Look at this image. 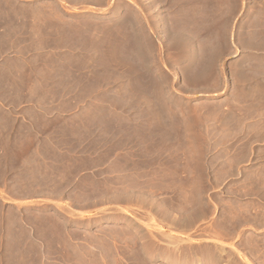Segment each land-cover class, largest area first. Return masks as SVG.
I'll list each match as a JSON object with an SVG mask.
<instances>
[{
    "label": "rangeland",
    "instance_id": "1",
    "mask_svg": "<svg viewBox=\"0 0 264 264\" xmlns=\"http://www.w3.org/2000/svg\"><path fill=\"white\" fill-rule=\"evenodd\" d=\"M199 3L0 1L50 21L17 43L14 86L50 111L0 129V264H264V235L219 237L216 50L170 24Z\"/></svg>",
    "mask_w": 264,
    "mask_h": 264
},
{
    "label": "crops",
    "instance_id": "2",
    "mask_svg": "<svg viewBox=\"0 0 264 264\" xmlns=\"http://www.w3.org/2000/svg\"><path fill=\"white\" fill-rule=\"evenodd\" d=\"M199 1L192 14L182 9L175 16L170 12V24L175 17L185 42L180 47L216 50L211 57L202 58L206 68H201L200 78L214 80L222 93L217 104L208 107L218 118L216 143L226 146L222 158L226 161L217 176L223 173L217 188L216 223L224 227L219 237L237 246L242 235H264V0ZM48 17L49 10L43 8H0L1 130L20 125L32 128L34 114L50 111L49 104L38 102L48 93L14 86L19 79L15 66L22 63L17 60V43L26 40V30L32 27L40 34L36 40H42L50 24ZM222 64L223 70L218 67ZM34 101L36 108L32 107ZM9 133L3 138L7 143Z\"/></svg>",
    "mask_w": 264,
    "mask_h": 264
},
{
    "label": "bare ground",
    "instance_id": "3",
    "mask_svg": "<svg viewBox=\"0 0 264 264\" xmlns=\"http://www.w3.org/2000/svg\"><path fill=\"white\" fill-rule=\"evenodd\" d=\"M218 17H219V16H217V18H218ZM220 17H221V16H220ZM219 29H220V28H219ZM216 30H217V29H216ZM217 32H218V31H217ZM217 32H216V33H217ZM216 33H215V35H217ZM218 35H219V33H218Z\"/></svg>",
    "mask_w": 264,
    "mask_h": 264
}]
</instances>
